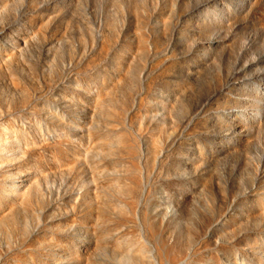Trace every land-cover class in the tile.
Instances as JSON below:
<instances>
[{
  "label": "rangeland",
  "instance_id": "374dc122",
  "mask_svg": "<svg viewBox=\"0 0 264 264\" xmlns=\"http://www.w3.org/2000/svg\"><path fill=\"white\" fill-rule=\"evenodd\" d=\"M0 264H264V0H0Z\"/></svg>",
  "mask_w": 264,
  "mask_h": 264
}]
</instances>
